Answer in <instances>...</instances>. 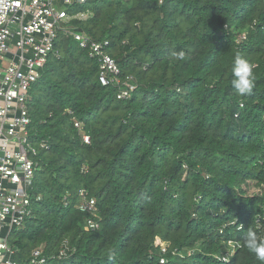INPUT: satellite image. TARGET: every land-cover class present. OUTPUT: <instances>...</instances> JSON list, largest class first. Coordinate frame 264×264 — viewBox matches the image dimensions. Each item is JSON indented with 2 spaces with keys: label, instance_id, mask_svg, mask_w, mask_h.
Returning <instances> with one entry per match:
<instances>
[{
  "label": "trees",
  "instance_id": "obj_1",
  "mask_svg": "<svg viewBox=\"0 0 264 264\" xmlns=\"http://www.w3.org/2000/svg\"><path fill=\"white\" fill-rule=\"evenodd\" d=\"M86 11L68 29L108 41L134 88L118 100L89 51L59 34L29 94L39 154L31 214L8 237L16 264L35 252L43 264H261L243 237L264 240V0H88L70 12ZM236 55L254 65L249 96L231 86ZM81 189L99 230L76 207Z\"/></svg>",
  "mask_w": 264,
  "mask_h": 264
},
{
  "label": "built area",
  "instance_id": "obj_2",
  "mask_svg": "<svg viewBox=\"0 0 264 264\" xmlns=\"http://www.w3.org/2000/svg\"><path fill=\"white\" fill-rule=\"evenodd\" d=\"M87 1L61 0L56 4L57 0H0V264H16L8 237L31 214L39 148L30 138L29 94L41 78L49 57L59 55L56 50L59 34L73 36L81 48L89 51L90 57L99 63L101 84L119 88L118 100L131 98L134 87L130 79L125 82L120 79L121 69L107 51L109 42L91 41L67 27L72 20L91 18V11L70 12ZM61 4L65 9L58 7ZM4 64L7 66L4 67ZM75 127L82 133L83 142L89 144L90 137L83 132L82 124L75 120ZM40 147L44 149L46 144L42 142ZM69 204L66 196L65 206ZM76 207L88 215L85 222L87 229L99 230L96 202L89 198L87 190H79ZM260 220L261 217L258 222ZM157 245L163 254L170 246L161 240L157 241ZM193 253V250L187 251L186 257ZM60 255L65 256V251ZM232 255L234 252L228 251L224 259L230 260ZM39 258L41 253L35 252L32 263H45ZM160 263L171 264L166 258H162Z\"/></svg>",
  "mask_w": 264,
  "mask_h": 264
},
{
  "label": "clouds",
  "instance_id": "obj_3",
  "mask_svg": "<svg viewBox=\"0 0 264 264\" xmlns=\"http://www.w3.org/2000/svg\"><path fill=\"white\" fill-rule=\"evenodd\" d=\"M178 60H184L186 53L184 51L174 52L172 54ZM254 65L242 55H236L232 67L231 86L236 93L241 96H249L256 87V76L254 74ZM244 245L249 252L255 255V258L264 264V240L258 238V234L249 228L245 233Z\"/></svg>",
  "mask_w": 264,
  "mask_h": 264
},
{
  "label": "rangeland",
  "instance_id": "obj_4",
  "mask_svg": "<svg viewBox=\"0 0 264 264\" xmlns=\"http://www.w3.org/2000/svg\"><path fill=\"white\" fill-rule=\"evenodd\" d=\"M59 1H61V0H57V2H56V4L57 3H59ZM59 8H61V9H65V7L64 6H62V4H61V6H58ZM7 66V64H4V67H6ZM233 249L234 248V245H229L228 247H227V249L230 251V249Z\"/></svg>",
  "mask_w": 264,
  "mask_h": 264
}]
</instances>
